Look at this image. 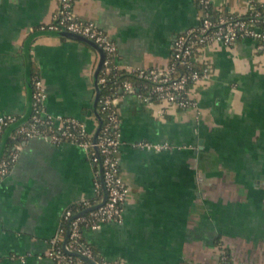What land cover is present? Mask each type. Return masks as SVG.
<instances>
[{
    "label": "crops",
    "instance_id": "1",
    "mask_svg": "<svg viewBox=\"0 0 264 264\" xmlns=\"http://www.w3.org/2000/svg\"><path fill=\"white\" fill-rule=\"evenodd\" d=\"M246 12L250 0H212ZM264 2V0H260ZM60 0H0V114L18 120L1 137V154L15 126L31 114L33 71L43 79L46 108L76 117L89 132L99 51L61 30ZM75 13L94 21L117 44L116 62L163 67L174 37L200 21L197 0H74ZM208 76L193 82L194 104L182 106L134 93L118 96L123 178L129 191L122 218L83 235L103 258L118 264H264V50L253 37L203 46ZM140 140L172 144L155 150ZM19 156L0 179V264H58L50 239L73 204L97 195L95 166L72 141L20 139ZM68 264H85L82 261Z\"/></svg>",
    "mask_w": 264,
    "mask_h": 264
},
{
    "label": "built area",
    "instance_id": "2",
    "mask_svg": "<svg viewBox=\"0 0 264 264\" xmlns=\"http://www.w3.org/2000/svg\"><path fill=\"white\" fill-rule=\"evenodd\" d=\"M73 1L60 0L54 20L48 25H43L42 28L64 29L94 40L105 53L103 59L105 71L124 68L136 73L140 82L136 83L130 78H124L119 83L120 90L124 93H134L140 101L145 103L159 99L182 106L194 104L189 96L190 85L210 73L209 65L196 66V62L199 61V51L213 41L233 44L239 38L253 37L258 41V47L264 50V2L250 0L246 12L243 13L230 12L215 17L206 10L198 24L174 37L171 58L165 66L133 69L128 66L123 67L116 62L118 51L116 42L94 21L79 17L74 11ZM200 1L205 7L213 3L212 0ZM105 81L106 76L102 75L99 82ZM118 96L116 92L103 95L99 111L105 115V121L95 140L94 133L89 132L86 125L76 117L50 113L46 108L47 91L43 79L39 75L33 78L31 102L33 112L30 115V121L17 124L18 136L24 139L40 136L54 142L78 143L88 151L95 166L97 195L91 200H83L86 209H83L85 210L83 213H79L82 210L75 212L70 207L65 210L63 220L69 223V234L65 244L64 225H61L59 232L50 239L48 255L58 264L73 262V254L67 250L94 259L93 248L83 238V228L95 229L104 223L122 218L129 188L122 175L118 154L122 143L120 115L116 107ZM17 120L18 116L14 113L0 114V136L8 125ZM135 144L155 150L172 147L168 141L140 140ZM18 156L17 147L8 156L4 157L1 154L0 179L10 171ZM104 186L107 191L105 200L104 194L101 195V189ZM220 260L221 264H255L233 259L225 247L221 248ZM96 261L97 264H109L106 258Z\"/></svg>",
    "mask_w": 264,
    "mask_h": 264
},
{
    "label": "trees",
    "instance_id": "3",
    "mask_svg": "<svg viewBox=\"0 0 264 264\" xmlns=\"http://www.w3.org/2000/svg\"><path fill=\"white\" fill-rule=\"evenodd\" d=\"M197 2H198V5H199V9H200V19H201V17H203V14L205 13L206 10H209L211 15H213L215 17L218 16L219 14H228V13H230V11L223 10L222 8H217L214 5V3H211L209 5V7H205L204 4L201 3L200 0H197ZM234 13H237V12H234ZM203 65L204 64H201L199 61L196 62V66L197 67H203ZM104 67H105V65L102 64V66L99 69V72L97 74V82H99V78L102 75L106 76V81L104 83H100L99 82L100 96H99V99L97 101V106H96L98 122H99V124L101 123V127H102V125H103V123L105 121V115L99 111V108L101 106V99H102L103 95L106 94V93H113V92H116V94H118V95L124 93L122 90H120V85H119L120 81H122L124 78H130V79L134 80L136 83L140 82V80L136 76L135 72L128 71V70H126L124 68H122V69H111L109 71H105ZM35 75H38L37 74V70L33 71V78H34ZM32 82H33V79H32ZM32 112H33V107H32V104H31V113ZM29 119H30V117L28 118L27 122L30 121ZM17 127L18 126L16 125L14 130H13V132H12V134H11V137L8 139V144H7L8 147H7L6 151L2 154V156H4V157L8 156L9 153L15 148V146H17V144H18L20 139H24L21 136H18ZM101 127H100V129H101ZM2 135L0 136V139H1ZM0 145H1V143H0ZM102 194H104V187H102V189H101V195ZM70 208L73 209L75 212H79L80 210L85 209V204L83 203V201H81L80 203L71 205ZM62 225H64L65 232L67 234V230H68V227H69L68 221L63 220L62 221ZM83 231H84V228H83ZM83 238L85 239L84 235H83ZM89 244L93 248L94 256H95L94 259H92V260L97 262L96 260H99V259L103 258L100 255L99 251L91 243H89ZM72 254H73V262L82 261L85 264H94L92 261H89V260H87V259H85V258H83V257H81V256H79L77 254H74V253H72ZM109 264H118V263L109 261Z\"/></svg>",
    "mask_w": 264,
    "mask_h": 264
},
{
    "label": "water",
    "instance_id": "4",
    "mask_svg": "<svg viewBox=\"0 0 264 264\" xmlns=\"http://www.w3.org/2000/svg\"><path fill=\"white\" fill-rule=\"evenodd\" d=\"M61 33H63V34H65V35H67V36H69V37H73V38H77V39H81V40H84V41H87L88 43H90L91 45H93L98 51H99V53H100V59H99V62H98V65H97V67H96V69H95V86H96V97H95V102H94V105H95V108H96V106H97V101H98V99H99V96H100V88H99V82H97V74H98V72H99V69L101 68V66H102V64H103V59H104V56H105V53H104V51H103V49L94 41V40H92V39H90V38H88V37H85V36H83V35H81V34H77V33H74V32H71V31H68V30H64V29H62L61 30ZM21 123V122H20ZM19 124V123H18ZM100 127H101V123L98 125V127H97V129H96V131H95V133H94V139L96 140V137H97V134H98V132H99V130H100ZM0 156H1V149H0ZM104 200L106 199V197H107V191H106V188H105V186H104ZM86 210V209H85ZM85 210H82V211H80L79 213H83ZM68 234H69V227H68V230H67V234H66V236H65V239H64V244L67 242V239H68ZM67 250V249H66ZM68 252H70V253H74V254H77V255H79V256H81V257H83V258H85V259H87V260H89V261H92L94 264H97L95 261H93L92 259H90V258H88V257H86V256H83V255H80V254H78L77 252H71V251H69V250H67Z\"/></svg>",
    "mask_w": 264,
    "mask_h": 264
},
{
    "label": "rangeland",
    "instance_id": "5",
    "mask_svg": "<svg viewBox=\"0 0 264 264\" xmlns=\"http://www.w3.org/2000/svg\"><path fill=\"white\" fill-rule=\"evenodd\" d=\"M234 258V257H233ZM237 260V259H236ZM246 262V261H245ZM248 263V262H247ZM252 263H255V264H258V263H256V262H252Z\"/></svg>",
    "mask_w": 264,
    "mask_h": 264
}]
</instances>
